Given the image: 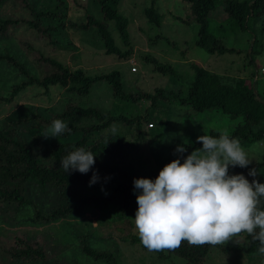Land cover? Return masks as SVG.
Listing matches in <instances>:
<instances>
[{
	"label": "trees",
	"instance_id": "1",
	"mask_svg": "<svg viewBox=\"0 0 264 264\" xmlns=\"http://www.w3.org/2000/svg\"><path fill=\"white\" fill-rule=\"evenodd\" d=\"M27 6V0H14ZM99 17L95 18L86 13L84 19L74 27L80 30L92 29L98 36L105 54L115 55L117 58H128L129 49L121 50L114 42L109 28L113 29L124 45L128 43L127 19L118 11V0H96ZM188 16L198 25L194 43L208 53H223L231 48L226 47L220 38L207 30L206 16L214 12L220 5L223 18L236 29H244L250 18L264 12V0H180ZM30 18L0 17V43L12 37V31L23 24L36 33L48 34L51 27L42 25L40 18L53 13L37 10L29 6ZM143 15L149 23L158 24L159 14L153 6L142 9ZM182 20V19H181ZM22 24V25H21ZM26 57L31 62L34 73L25 67L26 61L16 59L6 48L0 51V62H5L17 68L22 80L12 84L6 95H0V102L14 99L25 88L29 87L38 96L63 93L65 100L59 111H53L48 105L43 108L33 107L27 115L0 120V221L11 224L26 222L31 225H44L59 219L76 216L83 213L86 204L104 206L113 204L122 215L135 217L137 210L136 195L133 180L148 178L154 180L163 166L174 159H183L198 145L197 140L179 142L186 148L184 153L175 152L168 158L154 163L153 168L144 174L138 168L134 169L130 161L132 151L142 144L144 131L148 121L147 111L154 107L157 100L163 102L170 98L178 104H186L192 111L201 112L218 110L232 121L228 129L231 137L237 138L241 145L257 143L260 148L258 158L252 168L257 175L251 178L264 183V101L259 97L254 85L244 77H230L212 72L195 63L190 64L192 78L184 91L164 92L163 88L155 87L150 93L141 90H126L121 73L117 69L87 74L81 67H68L61 61L54 59L47 53L34 46L22 36H17ZM47 41L51 43L47 36ZM148 55L144 59L149 61ZM153 68L157 71L173 73L169 64L158 63L154 59ZM255 77V75H254ZM253 77V79H254ZM97 81H104L112 97L113 105L102 108L95 104H84L91 87ZM40 96V97H41ZM53 96V95H52ZM75 98L72 102L70 99ZM149 98V105L141 112H129L124 106H131L139 99ZM44 99V98H43ZM80 100V101H79ZM50 101H44L48 104ZM79 101V102H78ZM127 104V105H126ZM123 105V107L121 106ZM60 119L67 124V129L56 138H45L41 134L51 126L52 121ZM146 122V123H145ZM120 125V126H119ZM112 126L116 132L111 131ZM220 131H209V135L217 136ZM77 148H84L95 154V164L86 174L78 171L64 172L61 160ZM176 149V148H175ZM246 168V167H245ZM245 168L230 167V171L242 172ZM93 172L98 174V181L91 186L89 181ZM250 181V182H251ZM99 190L100 195L93 196L92 190ZM29 209V215L17 219V213L24 207ZM127 220V218H125ZM86 232L77 237L79 251L92 259L104 260L108 264H115L113 252L95 249L91 246ZM247 240L245 251L258 252L259 242L244 233ZM17 241L15 248L1 250L2 255H10L8 264H79L72 260H63L58 254L46 257L43 249L31 245L28 240L14 237ZM130 242H139L138 236H131ZM219 246V245H217ZM210 245L194 246L186 241L175 250L152 251L158 257L175 255L186 262L200 264L206 257ZM222 251H235L237 248L222 246ZM0 257V264L6 259Z\"/></svg>",
	"mask_w": 264,
	"mask_h": 264
},
{
	"label": "rangeland",
	"instance_id": "2",
	"mask_svg": "<svg viewBox=\"0 0 264 264\" xmlns=\"http://www.w3.org/2000/svg\"><path fill=\"white\" fill-rule=\"evenodd\" d=\"M14 0H0V17L30 18L29 6L37 10L53 13L40 18L41 24L51 27L48 34L36 33L27 24L16 27L12 37L0 43V51L6 48L16 59L24 62L25 67L33 74L31 62L20 47L17 36H22L34 46L61 61L68 67H81L87 74H94L117 69L121 73L126 90H141L151 92L155 87L173 92H183L192 78L190 64L195 63L212 72L230 77H244L254 85L259 97L264 101V12L250 18L247 27L236 29L230 23L222 20L223 13L220 5L214 12L206 16L207 30L222 43L231 48L223 53H208L194 43L198 25L187 19L185 9L180 0H118V11L127 19L128 43L124 45L109 23L115 44L121 49H129L128 58H117L105 54L98 36L90 28L80 30L73 26L78 24L86 13L95 18L99 17L96 0H27V6ZM153 6L159 14V23H149L142 9ZM182 19V20H181ZM47 36L52 42L47 41ZM148 55L149 61L143 57ZM154 59L158 63L171 66L173 73L157 71L153 68ZM24 60V61H23ZM135 66V71L130 69ZM255 75V77H254ZM254 77V79H253ZM22 80L17 68L5 62H0V95H6L12 84ZM27 87L10 101L0 102V120L27 115L33 107L43 108L48 105L53 111H59L65 100L63 93L47 96L34 94ZM44 98V99H43ZM46 104L44 101H50ZM74 102L75 98L70 99ZM80 101V100H79ZM78 101V102H79ZM110 90L104 81H97L91 87L89 95L84 98V104H95L102 108L113 105ZM127 105V104H126ZM149 105V98L139 99L131 106H124L129 112H141ZM123 107V105H121ZM146 126L142 144L132 151L130 161L134 169H143L144 174L153 168L154 163L170 157L179 142L197 140L198 136L209 131L227 130L232 125L224 113L218 110L196 112L186 104H178L177 100H157L154 107L147 111ZM120 126V125H119ZM247 152L250 164L242 171H230L229 174H242L251 181L249 170L258 158L260 148L257 143L241 145ZM199 145L195 148H201ZM194 150V149H193ZM93 196L100 195L95 189L90 192ZM29 209L24 206L18 213L17 219L29 215ZM113 204L104 206L86 204L83 213L44 225H31L26 222L11 224L0 221V257L11 262L10 255H2L1 250L15 248L17 241L14 237L28 240L27 243L43 249L46 257L59 253V258L72 260L79 264H108L104 260H95L81 253L77 237L88 233L89 241L95 249L113 252L115 264H192L175 255L158 257L154 252L143 250L139 242H130L131 236H138L134 218L129 214L122 215ZM127 218V220H125ZM139 237V236H138ZM224 246L237 248L235 251H222L221 245L211 246L200 264H264V256L248 253L244 249L247 240L244 233L233 237ZM5 262V260H4Z\"/></svg>",
	"mask_w": 264,
	"mask_h": 264
},
{
	"label": "clouds",
	"instance_id": "3",
	"mask_svg": "<svg viewBox=\"0 0 264 264\" xmlns=\"http://www.w3.org/2000/svg\"><path fill=\"white\" fill-rule=\"evenodd\" d=\"M67 124L56 119L41 135L56 138ZM111 131L116 132L112 126ZM181 163L165 164L157 177L133 180L137 210L134 224L141 244L149 251L175 250L186 241L194 246H224L233 237L246 233L259 242L264 256V183L249 182L242 174H229L230 167L250 164L247 152L237 138L222 130L217 136L203 134ZM177 153L186 148L178 145ZM95 154L77 148L61 160L64 172L86 174L95 164ZM250 176L257 171L250 169ZM96 172L89 185L96 183Z\"/></svg>",
	"mask_w": 264,
	"mask_h": 264
},
{
	"label": "built area",
	"instance_id": "4",
	"mask_svg": "<svg viewBox=\"0 0 264 264\" xmlns=\"http://www.w3.org/2000/svg\"><path fill=\"white\" fill-rule=\"evenodd\" d=\"M130 69H131L132 71H135V66H131Z\"/></svg>",
	"mask_w": 264,
	"mask_h": 264
}]
</instances>
